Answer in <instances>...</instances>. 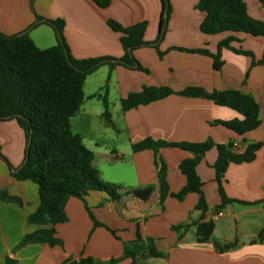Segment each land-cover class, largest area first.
<instances>
[{
	"label": "crops",
	"instance_id": "obj_1",
	"mask_svg": "<svg viewBox=\"0 0 264 264\" xmlns=\"http://www.w3.org/2000/svg\"><path fill=\"white\" fill-rule=\"evenodd\" d=\"M243 1L248 14L264 22L260 1ZM170 3L159 49L146 45L133 51L148 72L101 66L87 76L83 105L71 121L72 131L94 153V164L103 180L121 188L119 200L104 192H90L86 203L79 198L69 200L63 222L45 226L30 223L29 216L40 205L38 187L31 181H18L4 160L15 169L22 166L26 133L15 119L0 121V153L4 158L0 157V263L11 257L19 264H80L88 259H92L91 264H264V238H260L264 231V64L258 63L264 56V37L230 31L207 35L202 23L211 17L196 8L199 0ZM162 6L161 0H110L106 8L93 0H0V32L5 36L28 32L38 48L48 49L57 46L59 38L45 19L62 20L63 36L73 58L120 59L124 55L121 34L112 30L108 21L113 19L123 27L146 22L144 39L153 43ZM38 17L42 20L34 26ZM228 37L235 39L230 48L219 49L220 42ZM177 48L220 53L221 68L216 69L214 59L206 54ZM233 49L252 52L253 56ZM105 86L113 125L104 118L102 100L91 98ZM151 86L167 87L175 93L123 111L122 101L127 95ZM187 90H200L206 95L222 91L250 95L259 105L261 124L237 133L222 121L243 120V115L207 97L180 94ZM148 138L156 143L232 144L235 153H243L250 144L263 146L254 161L231 164L227 169L224 193L237 201L221 210L214 170L216 147L207 151L196 167L203 184L201 192L176 197L187 185L179 166L194 155L170 146L133 151L132 145ZM161 165L166 168L167 183L163 201ZM146 188H150L146 198L130 193ZM201 198L206 211L198 208ZM209 221L215 223V230L207 241H199L197 223ZM180 225L187 228L175 230ZM49 228L54 229L55 245L37 241L23 244L27 235ZM138 237L144 248L133 259L125 255V245ZM148 239L163 257L147 255Z\"/></svg>",
	"mask_w": 264,
	"mask_h": 264
},
{
	"label": "trees",
	"instance_id": "obj_2",
	"mask_svg": "<svg viewBox=\"0 0 264 264\" xmlns=\"http://www.w3.org/2000/svg\"><path fill=\"white\" fill-rule=\"evenodd\" d=\"M101 8L108 7L110 0H93ZM162 1L161 24L157 39L147 43L144 39L147 23H137L130 27H123L117 21H108L109 27L121 34L124 55L120 59L104 56L98 58L75 59L70 54L68 44L63 36V21L45 19L59 38L57 46L40 49L30 38L28 32L15 36H5L0 32V121L15 119L26 133L27 149L24 162L17 171L0 153L11 170L12 176L18 181H31L38 187L39 201L35 212L29 216L30 223L40 226L55 225L65 220V207L71 198L85 201L90 192L107 193L113 200L122 196L119 185L103 180L100 171L95 166V155L87 149L82 137L72 131L71 119L79 112L84 102V84L89 74L97 71L101 66L108 65L111 69L124 66L129 69L148 72L141 66L133 55V51L146 45L159 49L164 38L165 29L171 12L170 0ZM264 6V0H259ZM207 12L211 19L202 23V31L207 35L223 32H246L253 37H264V22L255 20L247 10L243 0H199L196 7ZM167 16V20L165 19ZM42 19L37 18L38 24ZM234 38L228 37L219 44V49L229 47ZM191 53H202L214 59L216 69L221 68L220 53L211 54L206 49L187 50ZM236 53L252 55V52L233 49ZM162 53L159 51V55ZM253 56V55H252ZM264 64V56L258 61ZM175 92L167 87H146L142 92H132L122 101L123 111L148 105L156 100H162ZM106 86L91 98H99L104 106V118L113 125L109 103L106 96ZM187 97H207L215 104L231 108L241 115L243 120L230 122L222 121L226 127L237 133L249 132L261 124L260 108L257 101L250 95L238 91L214 92L206 95L200 90L180 92ZM30 139V143L28 141ZM177 147L188 151L194 158L187 159L179 166L180 171L187 179V185L176 197L190 192H201L203 184L197 174L196 167L207 151L216 147L218 152L214 164L216 181L220 186L221 204L219 209L237 200L228 198L224 193V178L231 164L250 163L255 160L262 143L250 144L243 153L232 151V144L215 145L213 143H164L148 138L132 145L134 152L160 147ZM17 169V168H16ZM161 179V201L166 196V168L161 165L159 170ZM6 198V194L2 193ZM86 203V201H85ZM199 210L206 211L207 205L201 198ZM95 225H99L95 222ZM186 225L176 226L175 230L186 229ZM215 230L213 221L197 223L199 241H207ZM54 229H41L26 236L23 244L31 241L55 245ZM260 238H264L262 231ZM147 255L154 258L163 257L153 243L148 239ZM229 248L232 245L227 246ZM126 256L133 259L144 248L138 237L134 243L125 245ZM92 259L80 261V264H91ZM0 264H19L11 257H7Z\"/></svg>",
	"mask_w": 264,
	"mask_h": 264
},
{
	"label": "water",
	"instance_id": "obj_3",
	"mask_svg": "<svg viewBox=\"0 0 264 264\" xmlns=\"http://www.w3.org/2000/svg\"><path fill=\"white\" fill-rule=\"evenodd\" d=\"M33 2V0H31V3ZM165 19L167 20V16H165ZM30 143V139H29V141H28V144ZM18 170V168L17 169H13V171H17ZM149 192H150V188H146V189H144V190H140V191H134V192H131L130 191V193L131 194H133V195H135V196H137V197H139V198H146L147 197V195L149 194Z\"/></svg>",
	"mask_w": 264,
	"mask_h": 264
},
{
	"label": "rangeland",
	"instance_id": "obj_4",
	"mask_svg": "<svg viewBox=\"0 0 264 264\" xmlns=\"http://www.w3.org/2000/svg\"><path fill=\"white\" fill-rule=\"evenodd\" d=\"M104 70H105V69H104ZM91 80H92V78H91ZM94 80H95V79H94ZM94 102H97V101H94ZM77 115H79V114H76V116H74V118H77V117H78ZM71 121H73V119H71ZM78 122H79V120L73 122L74 130L77 129L76 123H78Z\"/></svg>",
	"mask_w": 264,
	"mask_h": 264
},
{
	"label": "built area",
	"instance_id": "obj_5",
	"mask_svg": "<svg viewBox=\"0 0 264 264\" xmlns=\"http://www.w3.org/2000/svg\"><path fill=\"white\" fill-rule=\"evenodd\" d=\"M219 215H221L222 216V214L220 213Z\"/></svg>",
	"mask_w": 264,
	"mask_h": 264
}]
</instances>
